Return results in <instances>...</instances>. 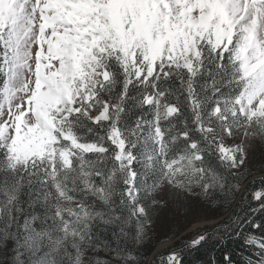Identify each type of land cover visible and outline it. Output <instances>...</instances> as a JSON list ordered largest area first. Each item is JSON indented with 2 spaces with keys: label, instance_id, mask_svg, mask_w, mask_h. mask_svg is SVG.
Masks as SVG:
<instances>
[{
  "label": "snow or ice",
  "instance_id": "1",
  "mask_svg": "<svg viewBox=\"0 0 264 264\" xmlns=\"http://www.w3.org/2000/svg\"><path fill=\"white\" fill-rule=\"evenodd\" d=\"M188 200L264 264V0H0V264H142Z\"/></svg>",
  "mask_w": 264,
  "mask_h": 264
},
{
  "label": "trees",
  "instance_id": "2",
  "mask_svg": "<svg viewBox=\"0 0 264 264\" xmlns=\"http://www.w3.org/2000/svg\"><path fill=\"white\" fill-rule=\"evenodd\" d=\"M146 113L147 110L145 109ZM142 114L140 110H136V115ZM131 119H135V115L131 116ZM256 169H254V176L256 177L255 183H249L253 177H249L246 184L248 186V191L246 193L248 199L251 201L252 193L259 190L262 185L260 184V173L257 171L259 169V161H255ZM253 205L256 204L255 201H252ZM217 218L221 219L214 224L206 225L202 229H198L195 232L188 231L182 235L179 240L175 241L172 251H179L182 256L183 264H209L210 258L214 257L216 264H224V255L225 253L229 254L232 258L233 264H244V259L250 254H254V249L250 246H247L244 243L243 237L235 236H223L221 233L220 236L213 234V229L216 224L222 220H225L226 210L219 208L218 213L215 215ZM183 232L185 229L180 228ZM255 235L260 236L262 233L259 230H252ZM208 233V238L201 243L195 249L187 248L185 245L197 235ZM223 237V238H221ZM159 240L157 238L148 237L144 244L138 248L137 256L142 261H147L150 256L151 250L157 245ZM167 256L166 253L158 252L152 256V264H159V257Z\"/></svg>",
  "mask_w": 264,
  "mask_h": 264
},
{
  "label": "rangeland",
  "instance_id": "3",
  "mask_svg": "<svg viewBox=\"0 0 264 264\" xmlns=\"http://www.w3.org/2000/svg\"><path fill=\"white\" fill-rule=\"evenodd\" d=\"M256 161H259V155ZM218 211L219 207L205 205L196 200H188L179 204L170 202L168 207L163 208L158 215L154 216L149 237L157 238L159 242L151 250V257L158 252L168 254L172 251L175 241L179 240L186 232H195L206 225L219 221L221 217L215 216ZM180 228L185 230L182 232ZM147 262L152 264L150 256Z\"/></svg>",
  "mask_w": 264,
  "mask_h": 264
},
{
  "label": "water",
  "instance_id": "4",
  "mask_svg": "<svg viewBox=\"0 0 264 264\" xmlns=\"http://www.w3.org/2000/svg\"><path fill=\"white\" fill-rule=\"evenodd\" d=\"M153 254H154V253H153ZM150 258H152L151 255H150Z\"/></svg>",
  "mask_w": 264,
  "mask_h": 264
}]
</instances>
